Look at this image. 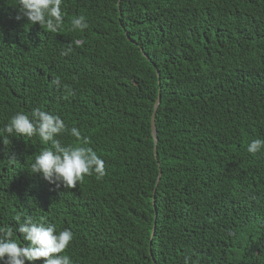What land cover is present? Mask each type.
Segmentation results:
<instances>
[{
	"label": "trees",
	"instance_id": "obj_1",
	"mask_svg": "<svg viewBox=\"0 0 264 264\" xmlns=\"http://www.w3.org/2000/svg\"><path fill=\"white\" fill-rule=\"evenodd\" d=\"M16 6L0 0V227L70 231L72 264H264V149L247 152L264 141V0H62L58 35ZM35 109L91 141L102 180L29 171L49 146L3 129Z\"/></svg>",
	"mask_w": 264,
	"mask_h": 264
},
{
	"label": "clouds",
	"instance_id": "obj_2",
	"mask_svg": "<svg viewBox=\"0 0 264 264\" xmlns=\"http://www.w3.org/2000/svg\"><path fill=\"white\" fill-rule=\"evenodd\" d=\"M16 8L31 25H39L48 34L58 35L64 22L62 12V0H17ZM89 28L86 17L79 16L71 21L72 32H84ZM73 45L80 47L79 41H72L68 45V51L62 53L68 55ZM57 88L62 87L59 78L52 81ZM64 91L71 95V90L63 85ZM67 99V96H65ZM6 136L13 135L31 140L38 137L45 147L35 156L30 166L33 175H42L49 184L57 187L63 186L66 190L76 189L78 183H82L85 177L95 175L97 181L102 180L106 173L104 161L89 145L91 141L82 136L81 132L73 127L70 131L66 128L60 117L51 115L39 109L30 114H17L3 129ZM67 133L74 138V145H62L57 137ZM3 145L10 141L2 140ZM264 149V141L253 140L247 147V152L256 156ZM9 164H15L14 157L8 159ZM18 227H0V261L6 264H72L69 256L62 255L68 249L73 240V235L68 230L57 233L56 227L47 224L43 218L40 222H34L30 217L22 220L21 216L15 217ZM23 241V247L16 240ZM191 257H186L184 264H190Z\"/></svg>",
	"mask_w": 264,
	"mask_h": 264
},
{
	"label": "water",
	"instance_id": "obj_3",
	"mask_svg": "<svg viewBox=\"0 0 264 264\" xmlns=\"http://www.w3.org/2000/svg\"><path fill=\"white\" fill-rule=\"evenodd\" d=\"M158 101H159V97L154 102L153 113L151 114V119H150L151 136L153 138L154 144H156L155 127H154V115H155L154 112H155V109H156V107L158 105Z\"/></svg>",
	"mask_w": 264,
	"mask_h": 264
}]
</instances>
